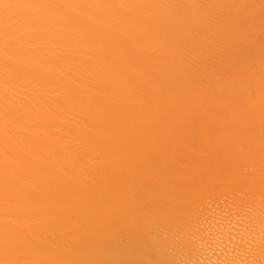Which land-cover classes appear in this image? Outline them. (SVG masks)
Returning <instances> with one entry per match:
<instances>
[{
	"label": "bare ground",
	"instance_id": "obj_1",
	"mask_svg": "<svg viewBox=\"0 0 264 264\" xmlns=\"http://www.w3.org/2000/svg\"><path fill=\"white\" fill-rule=\"evenodd\" d=\"M0 264H264V0H0Z\"/></svg>",
	"mask_w": 264,
	"mask_h": 264
}]
</instances>
